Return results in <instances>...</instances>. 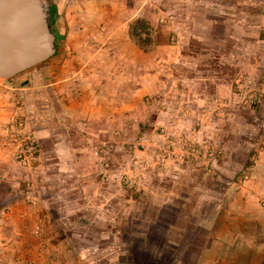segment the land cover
<instances>
[{
  "label": "crops",
  "instance_id": "0c3cea01",
  "mask_svg": "<svg viewBox=\"0 0 264 264\" xmlns=\"http://www.w3.org/2000/svg\"><path fill=\"white\" fill-rule=\"evenodd\" d=\"M108 1L55 0L50 7L53 9L51 29L56 59L49 61V68L58 77H54L55 82L44 89L47 88L50 103L54 102L55 108L50 104L46 119L33 114L31 127L38 146L44 141L49 144L46 165L59 170L58 176L71 183L64 195L56 193L54 198L65 194L70 197L66 204L55 206L54 198L46 192L42 194L34 186L31 190L24 189L23 182L28 181L29 176L26 169L14 160L7 141L6 146L0 148V260L11 263L22 258L36 264H89L84 249L77 247L74 240L76 237L81 239L83 233L86 238L87 232L82 231L76 236L71 231L77 227L87 229L88 223L94 222L88 217L90 201L82 200L81 196V193L85 194L82 191L86 192L82 189L85 182L92 181H96L98 186L93 193L100 197V205L96 208L109 214L107 221L112 223H106L103 229L110 230L111 240L116 237L119 245V232H114V224L117 218V227L120 226L121 210L116 211L113 203H107L120 197L119 181L132 178L131 171L123 169L126 161L124 157L120 159V152H129L133 137L141 131L147 134L158 123L177 129L185 136L188 126L185 110L190 107H181L183 115L174 127L168 114L159 110L158 105L174 103L179 99L177 93L181 96L192 92L198 101L193 106L199 120L198 140L203 142L205 137L207 141L212 140L223 153L215 162L214 176H208L211 182L208 184L207 176L202 177L200 169H187V164L147 175L144 185H147L148 178L159 180L158 187L148 189L157 195L160 193L161 199L166 198L159 207L161 214L172 211L167 203L173 197L194 196L198 199L195 205L185 204L174 209L182 217L175 218L172 223L159 219L153 222V227L152 223L146 224L145 236L142 237L157 232L154 225L166 230L156 258L149 257L144 248L139 250H143L145 256H138V247L131 246L126 249L127 255L123 254L125 256L115 253L119 247H112L108 255H113L117 264H135L124 260L146 262L156 259L168 264L173 261L178 264H264V206L259 203L264 198V96L259 100L258 108L248 112L250 118L248 116L249 119L243 123L239 136L242 144L234 146L232 134L237 128L233 123L240 114L223 109L228 105L232 84L226 80L219 81L214 84L213 93H204L196 88L187 92L180 86L175 89L177 80L170 78L168 70L169 67L178 69L181 52L178 45L169 41L170 28L160 21V28L159 25L154 27V37L149 36L147 41L137 32L130 31V23L138 21L144 14L143 6L138 10L135 8L129 18L125 9H116L113 6L115 2ZM242 16L240 22L255 20L261 23L255 26L263 32L252 34L255 43L252 44H257L260 50L258 79L264 82V10L256 18ZM144 18L148 21L146 16ZM205 20V29L210 31L215 20ZM245 40L251 42L247 38ZM252 47L246 46V52L241 55L246 60L241 64L244 69L252 64L249 61V57L254 55L249 51ZM58 57L64 58L63 61ZM216 97L224 104L221 108L215 103ZM57 104L61 108L56 107ZM204 117H207V122L201 124ZM147 140L146 136L143 139L145 145ZM238 148H244L246 152L243 161H239L240 165L248 159L253 148H258L248 179L240 187L234 186V177L227 174L236 162L234 157L238 155ZM109 149H112V156H97V150L106 154ZM166 163L171 168L173 162ZM174 178L176 185L169 190V183ZM77 181H82L81 189L73 184ZM215 196L220 200L214 199ZM131 207L128 204L129 213ZM190 215L191 224L187 220ZM101 234L100 241L109 239L108 235L104 236L106 232ZM112 244L114 246V240ZM143 244L140 243L139 247Z\"/></svg>",
  "mask_w": 264,
  "mask_h": 264
},
{
  "label": "rangeland",
  "instance_id": "374dc122",
  "mask_svg": "<svg viewBox=\"0 0 264 264\" xmlns=\"http://www.w3.org/2000/svg\"><path fill=\"white\" fill-rule=\"evenodd\" d=\"M46 1L49 8L55 2V0ZM112 1L115 2L113 5L114 8L125 9L129 18L135 12V8L138 10L143 6L145 15L143 14L142 17L140 15L138 21L130 23V31L132 33L137 32L139 36L142 35L147 41L149 36L154 37V27L159 25L160 28V21L170 28L169 41L171 44L178 45V48H180L179 52H181L179 53L181 57L178 69L176 68L175 70V68L169 67L168 70L170 78L172 79L174 77L177 80L174 86L175 89L177 86H180L181 88H186L187 92L190 89L196 88L201 89L204 93H213L214 84L219 81L226 80L232 84V93L229 100H227L228 105L223 107V109L228 108L227 110L230 112L240 114L233 123L237 130L232 134V144L234 146L236 144L241 145L239 136H241L240 133L242 132L243 123L250 118L248 112L255 111L259 106V100L263 99L264 82H260V79H258V68H260L259 66L261 64V57H258L260 50L257 48V44H252L254 43L252 34L258 35L256 31L259 34L263 32L257 30L255 26V24L260 25L261 23L255 20L240 22L239 19L243 17L242 15L256 18L257 14L264 10V0H109L108 2L110 3ZM50 13H53V9H50ZM144 16L148 18V21ZM205 19L215 20L210 31L205 29ZM243 36L251 42L247 43ZM201 38H203V41ZM152 42L153 39L150 44ZM250 45L253 47L249 51H252L254 54L253 57L252 55L251 58L249 57V61H252V64L244 69L241 67V64L246 62V60L244 56L241 58V55L244 54V48ZM58 58L61 61L64 59L61 57ZM55 59L54 54V56L43 64L20 74L12 80H0V148L5 147L8 141L9 152L12 153L14 160L26 169L25 172L29 177L27 179L28 181L23 182L24 189L27 190L29 188L31 190V187L34 186L36 190H40L42 194L46 192L51 198H54V194L56 195V193L60 192L64 195L65 189L68 190L71 183L58 176L59 170L57 171L46 165L48 164L45 159L48 157L49 144L47 141H44V144L38 146L33 135L31 119L33 114L41 115L46 119L50 104H52L53 109L55 108L54 102L50 103V95H48L47 88L46 90L44 89L49 83H54L55 78L58 77H55L52 68H49V61H55ZM28 92H30L29 96ZM176 95L179 98L178 100L174 103L162 102L158 105V109L167 113L171 119V123H173L174 127H177L183 115L182 110H180L181 107H190L185 110V119L188 121L187 134L184 136L177 129L172 130L170 127L158 123L147 134L142 131L140 133L138 132L133 137L132 144L129 145V152H124L125 150L120 152V159L124 157L126 161L123 169L127 172L131 171L132 178L130 180L121 179L119 181V188L122 190L120 197L118 199L115 198L114 201L109 200L107 203L108 205L113 203L116 211L121 210L119 213L120 226L117 227V218H115L114 224L116 226L114 232H119V245L117 244L118 239L115 237L113 239L115 241L113 246L111 231L103 229L104 225L109 223L107 221L109 214H104L96 208V206L100 205L98 193H93V191H97V182H85L84 188L82 187V181L73 182L75 187H80L79 189L82 187L83 190H86L87 195L85 191H82L85 193L84 195L81 193L82 200L90 201L91 211H89L88 217L90 221L94 220V222L88 223L87 229L77 227L71 231L76 236L82 231L87 232L86 238L83 237L84 233L82 232V238L76 237L74 240L76 241L77 247L84 249L83 253H86L84 255H86V261L89 264H117V261L113 260V255H108L112 252V247L116 249L118 247L120 248L115 253L119 252L121 257L125 256L123 254L127 252L126 249H128V246H131V248L138 247V256L141 255L144 257L145 255L142 251L146 249L150 255L149 257L156 258V255L159 253L158 248H160L161 240H164L166 236V230L160 226L158 227V225H154V227H157L154 228L157 232H149L150 235L147 233L149 237H142L145 236L146 231L144 228L146 224L152 223L151 225L153 227V222L159 219L165 223H172V221H175V218L182 217L174 209L185 204L195 205L194 202L198 198L194 196L190 198L173 197L172 201L170 200L167 203L171 205L173 212L168 211L165 214H161L159 207L166 201V198L161 199L162 196L160 197V193L157 195L154 190L150 192L148 189L150 187H158L157 183L159 180L148 178L147 185H144L143 180L147 178V175L156 172L158 174L162 171L173 169L179 164H187L185 165L188 167L187 169H192V167L200 169L202 177L207 176V179L210 180L211 177L208 176H214L212 175L214 165L223 156L222 149H219L217 144L215 145L212 140L209 139L210 141H207L208 139L206 137L204 141L202 139L203 142L198 140V130H200L198 127L199 120L193 107L196 106L198 101L193 97L192 92L181 96L178 93ZM216 99L217 101L215 100V103L217 102L218 108L224 106L223 103L219 102L217 97ZM57 106L61 108L58 104ZM159 121L161 122L162 120L159 119ZM200 121L201 124L207 122V117L202 118ZM161 128H166L167 134L165 136H168L169 140L173 143L176 142L174 148H167L166 139L161 136ZM146 136L148 137L147 145L143 142ZM191 142H197V144L206 143L214 150L216 155L214 156V160L211 161L213 165L211 172L207 171L203 165L204 159L202 154L198 159H195L185 152V148L192 145ZM111 150L109 149L106 154L103 150H97L96 153L97 156H112ZM237 153L238 155L234 157L236 162H233L234 164L230 171L227 170V174L234 177L233 185L240 187L248 179V175L257 159L258 148L251 150L248 159L243 165H240L239 161H243L246 155L244 148H238ZM18 155L27 158L29 164L22 165L19 159H17ZM167 161H169V164L173 162L171 168H168ZM217 172H220V170ZM222 173L224 174L223 170ZM245 175L247 179L243 178ZM172 180L173 182L169 183V190L177 182L176 178ZM210 182L211 180L208 184ZM213 182L215 181H212V184H214ZM216 182L221 183L219 180ZM69 197V195L66 197L65 194L63 197L59 196L52 199V202L55 206L63 205L68 202L66 199ZM214 199L220 200V197L215 196ZM263 199L259 201L261 206ZM128 200H130L129 203L127 202ZM128 204L132 205L130 213L127 209ZM116 211L115 213L117 214L118 212ZM110 217H112V214ZM187 220L191 224V215ZM109 224L111 225L112 223ZM67 231L69 232V230ZM101 232H106L104 236L108 235L109 239L100 241L101 236H103ZM136 232L142 233L143 235L136 234ZM129 242L131 243L130 245L128 244ZM140 243H144L142 247H139ZM88 252L90 253L89 259L87 257L89 255ZM125 254L127 255V253ZM157 260L146 262L124 260V262H134L135 264H168L166 261L159 262ZM189 263L191 264V262ZM60 264L64 263L60 262ZM171 264L178 263L173 261Z\"/></svg>",
  "mask_w": 264,
  "mask_h": 264
},
{
  "label": "water",
  "instance_id": "95a60500",
  "mask_svg": "<svg viewBox=\"0 0 264 264\" xmlns=\"http://www.w3.org/2000/svg\"><path fill=\"white\" fill-rule=\"evenodd\" d=\"M46 0H0V80L44 63L56 52Z\"/></svg>",
  "mask_w": 264,
  "mask_h": 264
},
{
  "label": "built area",
  "instance_id": "2783aa9c",
  "mask_svg": "<svg viewBox=\"0 0 264 264\" xmlns=\"http://www.w3.org/2000/svg\"><path fill=\"white\" fill-rule=\"evenodd\" d=\"M160 132H161L162 138L165 137L164 139H166L167 148L168 149L174 148V146L176 145V142L173 143L172 141L169 140L168 136H165V134H167V129L161 128ZM191 143H192V145L185 148V152L188 153V155L192 156L195 159H198L199 156L202 154L203 159H204L203 165L205 166L207 171L211 172L213 169V165H212L211 161L214 160V156L216 155L214 153V150L211 149L210 146L207 145L206 143H203V144H197V142H195V143L191 142ZM168 145H170V147H168ZM17 159H19V161H20V163H22V165L29 164L28 159L23 157V156L18 155ZM243 178L247 179V176L245 175ZM262 206H264V199L262 200ZM0 264H35V263L31 262V261L24 260L22 258H16L11 263L0 260Z\"/></svg>",
  "mask_w": 264,
  "mask_h": 264
},
{
  "label": "flooded vegetation",
  "instance_id": "af4514ba",
  "mask_svg": "<svg viewBox=\"0 0 264 264\" xmlns=\"http://www.w3.org/2000/svg\"><path fill=\"white\" fill-rule=\"evenodd\" d=\"M51 7V6H50ZM46 62V61H45ZM43 64V63H42ZM41 65V64H40ZM39 66V65H38ZM37 67V66H36Z\"/></svg>",
  "mask_w": 264,
  "mask_h": 264
},
{
  "label": "trees",
  "instance_id": "16d2710c",
  "mask_svg": "<svg viewBox=\"0 0 264 264\" xmlns=\"http://www.w3.org/2000/svg\"><path fill=\"white\" fill-rule=\"evenodd\" d=\"M18 76H19V75H18ZM16 77H17V76H16ZM16 77H15V78H16ZM13 79H14V78H13ZM10 80H12V79H10Z\"/></svg>",
  "mask_w": 264,
  "mask_h": 264
}]
</instances>
